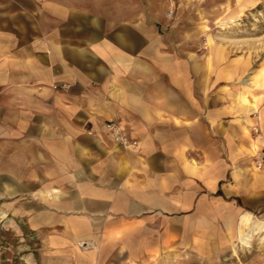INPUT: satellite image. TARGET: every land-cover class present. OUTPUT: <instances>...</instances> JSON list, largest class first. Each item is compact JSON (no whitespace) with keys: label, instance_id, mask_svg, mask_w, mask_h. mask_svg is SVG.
<instances>
[{"label":"crops","instance_id":"obj_1","mask_svg":"<svg viewBox=\"0 0 264 264\" xmlns=\"http://www.w3.org/2000/svg\"><path fill=\"white\" fill-rule=\"evenodd\" d=\"M168 6L0 0V221L36 238L29 262L227 264L264 200V66L179 49Z\"/></svg>","mask_w":264,"mask_h":264},{"label":"rangeland","instance_id":"obj_2","mask_svg":"<svg viewBox=\"0 0 264 264\" xmlns=\"http://www.w3.org/2000/svg\"><path fill=\"white\" fill-rule=\"evenodd\" d=\"M168 1L169 6L164 11L166 30L175 35L179 49L206 51L216 58L219 56L225 65L231 67L235 61L250 62L245 66L251 69L264 66V0L253 5L246 0ZM249 71L246 69L241 75L243 88L250 86L247 81ZM259 96L264 99V94ZM252 130L258 140L264 139V132H261L258 125L253 126ZM254 159L253 166L258 169ZM245 212L242 209V214ZM250 214L254 219L264 220V200ZM239 226V219L235 218L233 232L222 237L223 247L214 257L224 259L227 264H233L239 259L242 264H264V229L256 232L249 245L243 247L238 240ZM38 246L33 235L26 232L19 235L0 221V264H34L29 262V257H38L34 249ZM233 247H236V255Z\"/></svg>","mask_w":264,"mask_h":264},{"label":"built area","instance_id":"obj_3","mask_svg":"<svg viewBox=\"0 0 264 264\" xmlns=\"http://www.w3.org/2000/svg\"><path fill=\"white\" fill-rule=\"evenodd\" d=\"M169 14L170 13H167V15ZM105 125L107 129L112 133L114 139L118 141L119 143H121L122 145L133 146L136 144L135 140L126 137L122 133L121 128L118 123L114 121H108ZM254 129L256 130V127H254ZM261 140L262 141H261L260 148L258 152L256 153L255 159H254V164L258 169L264 167V139H261ZM80 244H83V243H80Z\"/></svg>","mask_w":264,"mask_h":264},{"label":"bare ground","instance_id":"obj_4","mask_svg":"<svg viewBox=\"0 0 264 264\" xmlns=\"http://www.w3.org/2000/svg\"><path fill=\"white\" fill-rule=\"evenodd\" d=\"M261 139L259 142L261 143ZM243 225L238 231V240L241 246L246 247L249 245L251 237L258 231L264 229V220H258L252 218L251 214L244 216ZM236 247H233V252L236 255Z\"/></svg>","mask_w":264,"mask_h":264}]
</instances>
